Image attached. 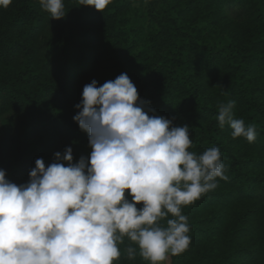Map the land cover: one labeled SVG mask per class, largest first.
Returning a JSON list of instances; mask_svg holds the SVG:
<instances>
[{"label":"trees","instance_id":"trees-1","mask_svg":"<svg viewBox=\"0 0 264 264\" xmlns=\"http://www.w3.org/2000/svg\"><path fill=\"white\" fill-rule=\"evenodd\" d=\"M64 3L60 20L39 0L0 7L6 178L27 183L38 158L47 166L67 147L76 162L90 156L74 121L83 88L126 73L156 115L190 127V152L217 147L226 166L228 180L182 208L191 244L172 264H264V0H112L104 13ZM230 100L234 117L255 126V142L219 127V106ZM118 247L114 264H150L127 237Z\"/></svg>","mask_w":264,"mask_h":264},{"label":"clouds","instance_id":"clouds-1","mask_svg":"<svg viewBox=\"0 0 264 264\" xmlns=\"http://www.w3.org/2000/svg\"><path fill=\"white\" fill-rule=\"evenodd\" d=\"M111 2L78 0L102 13ZM39 3L52 19L67 15L64 0ZM10 4L0 0V7ZM76 107L90 156L76 162L67 147L47 166L38 158L20 185L0 169V264H114L124 237L150 264L186 252L191 237L182 208L215 190L217 178L228 180L220 149L190 152V127L156 115L126 73L85 85ZM234 107L231 100L219 106V127L255 142V126L235 118ZM126 252L135 259V248Z\"/></svg>","mask_w":264,"mask_h":264},{"label":"rangeland","instance_id":"rangeland-1","mask_svg":"<svg viewBox=\"0 0 264 264\" xmlns=\"http://www.w3.org/2000/svg\"><path fill=\"white\" fill-rule=\"evenodd\" d=\"M167 264H172V256L169 257V260L167 261Z\"/></svg>","mask_w":264,"mask_h":264}]
</instances>
